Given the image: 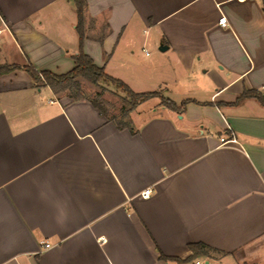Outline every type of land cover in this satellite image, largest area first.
<instances>
[{
    "label": "crops",
    "instance_id": "0c3cea01",
    "mask_svg": "<svg viewBox=\"0 0 264 264\" xmlns=\"http://www.w3.org/2000/svg\"><path fill=\"white\" fill-rule=\"evenodd\" d=\"M86 2L96 66L192 102L139 105L121 130L24 70L1 76L0 264H264V106L234 105L264 94L263 0ZM76 25L71 0H0V65L68 74Z\"/></svg>",
    "mask_w": 264,
    "mask_h": 264
},
{
    "label": "trees",
    "instance_id": "16d2710c",
    "mask_svg": "<svg viewBox=\"0 0 264 264\" xmlns=\"http://www.w3.org/2000/svg\"><path fill=\"white\" fill-rule=\"evenodd\" d=\"M75 6L77 14L76 31L79 36V52L73 56L75 62V68L66 75H55L50 72H37L30 64L23 67L17 65H0V77L13 72L15 70H24L32 78L33 82L38 87H48L55 95L67 96L73 101L88 100L94 108L99 110L101 115L107 118L108 121L114 122L119 129L129 128L130 125L126 120L130 113L134 111L140 104L149 100L157 98L161 101V104L173 111L183 113L186 106L192 101L187 100L180 106H177L174 102L163 97L160 92L150 93H135L125 83L120 80L114 79L106 74L103 68L95 65L91 57H89L83 51V44L85 41V20L87 12L86 0H71ZM264 11V0H263ZM83 81L89 83L100 89H104V85L115 87L118 91L125 95L123 99L125 105L129 106L128 110L122 109L121 116L117 117L110 112L111 106L109 103L103 101L102 92L96 94L94 98H89L84 92ZM248 99H254L264 106V94L256 91H245L235 102L234 105L239 106ZM190 250L193 252V258L201 255H206L213 250L203 244L189 245ZM160 259L173 260L163 255H160Z\"/></svg>",
    "mask_w": 264,
    "mask_h": 264
},
{
    "label": "rangeland",
    "instance_id": "374dc122",
    "mask_svg": "<svg viewBox=\"0 0 264 264\" xmlns=\"http://www.w3.org/2000/svg\"><path fill=\"white\" fill-rule=\"evenodd\" d=\"M3 62L6 61L5 58L2 59ZM83 89L87 97L94 98V96L100 92H102V99L103 101L109 103L112 108H110V112L112 115H115L117 117L121 116V110L125 109L128 110L129 106L125 105L123 99L125 98V95L118 91L115 87L104 85V89L97 88L95 86L90 85L89 83L83 81ZM159 99L154 98L152 100H149L145 103L140 104L139 108L140 110L149 109L155 105H157ZM161 103V101H160ZM162 105V104H161ZM136 110V109H135ZM129 120V119H127ZM126 120V121H127Z\"/></svg>",
    "mask_w": 264,
    "mask_h": 264
},
{
    "label": "built area",
    "instance_id": "2783aa9c",
    "mask_svg": "<svg viewBox=\"0 0 264 264\" xmlns=\"http://www.w3.org/2000/svg\"><path fill=\"white\" fill-rule=\"evenodd\" d=\"M219 24L221 26H225L226 25V19L225 18H221L220 21H219ZM220 146H232V145H235L237 143L236 139L233 138V137H229V138H221L220 139ZM150 194H151V191L150 190H147L145 192H143L141 194V197L143 199H148L150 197ZM45 248L46 249H49L51 246L49 244H44ZM196 264H200L199 262H197Z\"/></svg>",
    "mask_w": 264,
    "mask_h": 264
},
{
    "label": "water",
    "instance_id": "95a60500",
    "mask_svg": "<svg viewBox=\"0 0 264 264\" xmlns=\"http://www.w3.org/2000/svg\"><path fill=\"white\" fill-rule=\"evenodd\" d=\"M166 50H167V48H165V47H161V48H160V51H161V52H164V51H166Z\"/></svg>",
    "mask_w": 264,
    "mask_h": 264
}]
</instances>
